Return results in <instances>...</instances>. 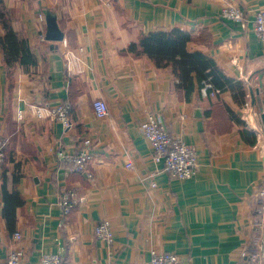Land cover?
<instances>
[{"label":"crops","instance_id":"crops-1","mask_svg":"<svg viewBox=\"0 0 264 264\" xmlns=\"http://www.w3.org/2000/svg\"><path fill=\"white\" fill-rule=\"evenodd\" d=\"M2 4L36 65L9 68L0 50V139H8L0 162V264L15 247L23 249L24 264H41L44 254L70 264H149L151 250L174 253L182 264H264V127L256 115L264 112V42L253 30L264 0ZM227 5L242 9L244 22L222 18ZM47 11L64 35L60 42L45 40L39 15ZM173 30L189 34V52L243 84V104L236 88L204 99L195 86L186 95L169 68L129 50L141 36ZM249 87L258 90L251 111L243 107L251 106ZM97 98L107 104L104 119L93 113ZM63 100L72 109L67 129L48 116ZM148 114L195 149L196 177L160 171L141 133ZM59 150H85L92 159L83 172L69 174ZM71 189L80 199L64 216L59 197ZM103 220L110 222L111 243L94 236Z\"/></svg>","mask_w":264,"mask_h":264},{"label":"built area","instance_id":"built-area-1","mask_svg":"<svg viewBox=\"0 0 264 264\" xmlns=\"http://www.w3.org/2000/svg\"><path fill=\"white\" fill-rule=\"evenodd\" d=\"M222 18L233 22H244L245 13L242 9L227 5L221 10ZM39 21L44 23L45 16L39 15ZM253 30L258 39L264 42V4L262 9L256 13L253 24ZM42 41L44 38L42 37ZM219 90L215 89L213 84L208 80L202 83V87L199 90L201 98L214 97ZM245 109L251 111L249 102H246L243 106ZM93 113L96 118L104 119L108 116V107L105 101L101 98H97L92 103ZM70 103L68 100L63 102L55 109L48 111V116L60 121L64 128L71 126L69 118ZM258 112L256 115L260 117ZM38 116L41 113L38 111ZM18 119L22 118V112H17ZM141 133L146 141L149 142L153 149V161L159 166L160 171L171 175L179 180H189L196 177L199 173V161L198 155L193 147L188 145L182 139L172 136L165 124L161 121L160 117L156 114H148L141 123ZM256 130L255 128H253ZM85 146L90 144L89 139L83 141ZM8 145V139H0V162L4 159V149ZM59 161H63L67 164L69 174L83 172L87 163L92 159V156L85 150L78 153H67L64 150H59L56 153ZM127 168H132V163L126 164ZM153 175V174H152ZM90 180L93 179L89 175ZM151 187H155V183L151 184ZM261 197H264V191L259 193ZM79 195L76 190H66L61 193L59 197V206L62 209L64 216H67L71 210L77 205ZM94 236L97 240L111 243L113 240V231L108 220H103L97 223L94 227ZM13 240L18 242L21 239V234L15 232L13 234ZM25 253L22 248L15 247L7 256L6 264H24ZM41 264H70L63 261L58 255L44 254L41 257ZM149 264H182L178 255L174 253H158L155 250H151L149 256Z\"/></svg>","mask_w":264,"mask_h":264},{"label":"trees","instance_id":"trees-1","mask_svg":"<svg viewBox=\"0 0 264 264\" xmlns=\"http://www.w3.org/2000/svg\"><path fill=\"white\" fill-rule=\"evenodd\" d=\"M10 23L11 20L8 18L2 0H0V25L4 29V35L0 37L3 61L9 68L19 64L28 70L29 67L36 65L35 55L28 42L16 36ZM190 40L189 34L180 30L154 32L141 36L138 44H131L129 50L135 54H139L135 52L136 50L146 54L158 68H169L170 72L178 79L179 86L186 91V95L190 94L195 86L200 90L202 83L209 80L220 92L236 88L234 90L238 91L240 104H243L246 96L243 84L241 82L233 83L224 77L212 59L201 53L189 52L187 44ZM71 112L70 106L69 115Z\"/></svg>","mask_w":264,"mask_h":264},{"label":"water","instance_id":"water-1","mask_svg":"<svg viewBox=\"0 0 264 264\" xmlns=\"http://www.w3.org/2000/svg\"><path fill=\"white\" fill-rule=\"evenodd\" d=\"M45 26H46V31H45L46 41L60 42L63 40L64 35L58 27L56 16L52 14L50 11H47L45 13ZM248 91H249V96H250L251 107L254 108L256 105L255 93H257L258 90L257 89L253 90L251 87H249ZM260 119L264 127V112L260 113Z\"/></svg>","mask_w":264,"mask_h":264}]
</instances>
